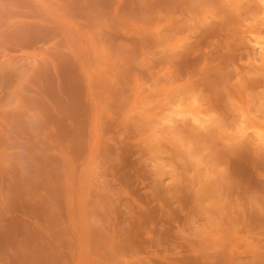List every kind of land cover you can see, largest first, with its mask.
I'll list each match as a JSON object with an SVG mask.
<instances>
[{"label": "rangeland", "instance_id": "obj_1", "mask_svg": "<svg viewBox=\"0 0 264 264\" xmlns=\"http://www.w3.org/2000/svg\"><path fill=\"white\" fill-rule=\"evenodd\" d=\"M0 264H264V0H0Z\"/></svg>", "mask_w": 264, "mask_h": 264}, {"label": "bare ground", "instance_id": "obj_2", "mask_svg": "<svg viewBox=\"0 0 264 264\" xmlns=\"http://www.w3.org/2000/svg\"><path fill=\"white\" fill-rule=\"evenodd\" d=\"M257 44H258L259 48L263 47V42L262 41L257 40Z\"/></svg>", "mask_w": 264, "mask_h": 264}]
</instances>
